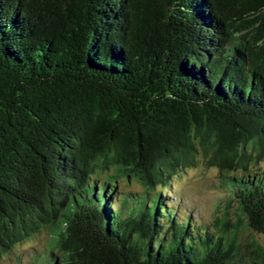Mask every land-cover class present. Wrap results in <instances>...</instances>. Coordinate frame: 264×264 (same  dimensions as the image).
<instances>
[{
  "label": "trees",
  "instance_id": "1",
  "mask_svg": "<svg viewBox=\"0 0 264 264\" xmlns=\"http://www.w3.org/2000/svg\"><path fill=\"white\" fill-rule=\"evenodd\" d=\"M199 162L234 222L169 205ZM259 163L264 0H0V264H264Z\"/></svg>",
  "mask_w": 264,
  "mask_h": 264
},
{
  "label": "rangeland",
  "instance_id": "2",
  "mask_svg": "<svg viewBox=\"0 0 264 264\" xmlns=\"http://www.w3.org/2000/svg\"><path fill=\"white\" fill-rule=\"evenodd\" d=\"M257 167L258 170L264 169V163H259ZM250 169L256 171V169ZM242 173L240 171L236 172L238 175ZM223 183V178L218 175L217 168L206 167L203 162H199L195 167L180 170L173 175L169 190L173 192L174 196L169 198V205H176L177 213L185 214V211H188L192 219L199 220L203 225L208 224V226L216 217H222L226 208H229L230 213L228 216L231 222H234L233 210L236 203L232 202L228 207ZM118 188L123 191L121 194L132 191L141 195L145 192L140 184L132 181L121 180ZM156 190H159V187ZM129 201L134 202L135 200ZM251 235L253 233L248 232L246 229H241L238 234L243 241L250 240ZM254 237L264 245V235L254 234ZM49 238L48 231L40 232L35 237L15 246L10 259L6 258L1 264H25V262L31 261L33 264H42Z\"/></svg>",
  "mask_w": 264,
  "mask_h": 264
}]
</instances>
